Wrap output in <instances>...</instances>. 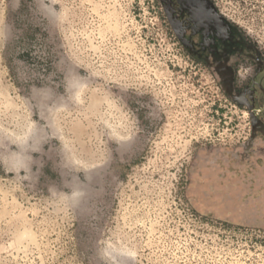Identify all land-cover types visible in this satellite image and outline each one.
<instances>
[{
  "label": "rangeland",
  "instance_id": "obj_1",
  "mask_svg": "<svg viewBox=\"0 0 264 264\" xmlns=\"http://www.w3.org/2000/svg\"><path fill=\"white\" fill-rule=\"evenodd\" d=\"M213 1L264 65V0ZM249 126L160 0H0V264H264L212 161Z\"/></svg>",
  "mask_w": 264,
  "mask_h": 264
},
{
  "label": "flooded vegetation",
  "instance_id": "obj_2",
  "mask_svg": "<svg viewBox=\"0 0 264 264\" xmlns=\"http://www.w3.org/2000/svg\"><path fill=\"white\" fill-rule=\"evenodd\" d=\"M160 1L172 29L187 51L210 67L231 99L246 108L250 124L247 139L237 146L217 150L212 161L221 184L227 181L242 185L245 198L252 197L254 181L264 182V65L261 55L213 0ZM210 189L215 190L206 187L208 192ZM211 194L208 193V197ZM198 200L203 208L204 204L200 198ZM251 208L249 204V211ZM207 210L208 214L214 212ZM216 213L217 216L226 215L221 211Z\"/></svg>",
  "mask_w": 264,
  "mask_h": 264
}]
</instances>
